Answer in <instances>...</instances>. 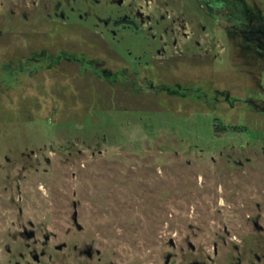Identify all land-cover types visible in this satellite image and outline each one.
Masks as SVG:
<instances>
[{
	"label": "rangeland",
	"instance_id": "obj_1",
	"mask_svg": "<svg viewBox=\"0 0 264 264\" xmlns=\"http://www.w3.org/2000/svg\"><path fill=\"white\" fill-rule=\"evenodd\" d=\"M245 2L264 14L0 0V264H259L264 57Z\"/></svg>",
	"mask_w": 264,
	"mask_h": 264
},
{
	"label": "flooded vegetation",
	"instance_id": "obj_2",
	"mask_svg": "<svg viewBox=\"0 0 264 264\" xmlns=\"http://www.w3.org/2000/svg\"><path fill=\"white\" fill-rule=\"evenodd\" d=\"M122 2H123V0H119V4H122ZM194 2L196 4V7H195L196 13L198 10L202 11V12L204 11L206 18H208V19H212V14H214L213 11L216 8H220L221 11H219V12H222L226 15H228V10L224 12L223 9L224 8H231V7H229L228 0H194ZM69 4H70V2H69ZM86 7H87L88 11L85 13H86V15H89V13H90L89 9L90 8L87 5H86ZM187 9H189V8L183 7L182 11L184 12V10H185V12H186ZM259 9L260 10H255L251 5H249L248 2H245L244 11H241L240 13L244 14V16H245L244 20H247L246 22L248 24H251L253 28H251L250 30H246L242 33H243L244 37H246V38L250 37L251 40H253L255 42V47L258 51V54L260 56L264 57V14L261 12V8H259ZM59 10H61V2H58L56 12ZM60 18L61 19L66 18L63 10L60 13ZM80 18H83V17L80 16ZM192 19L198 20V21L201 20V19H199V15H197V14L192 15ZM98 20L101 21L103 26L104 27L106 26L107 28H109L110 26L116 27L118 25V23L120 21H122L120 19H115L112 23H110V20H113L111 18H109V20H104V19H98ZM203 28L205 29V26ZM184 52H186V51L182 49V51H180L179 54H183ZM61 56H62V54H61ZM43 57H45L46 62H48V61L51 62L52 59H49V58H52L53 55L46 54V55H43ZM38 64L41 65L42 62H39ZM97 64L101 65L102 74L108 72L109 74H111V76H109V77H114V75H112L111 71L104 70L103 67L105 64L103 62H98ZM122 71H123L122 77L121 78H114L115 79L114 82L124 83V80H123L124 77L123 76H125L127 71L126 70H122ZM148 81H145V84L148 85ZM253 224H254L253 225L254 228L256 230H258V232L264 231V228L262 226H260L258 220L254 221ZM46 243H49V239H46ZM249 244H258V247L262 248L264 251V241H251V242H249ZM86 253H87V251H86ZM35 256H38V255L33 256L34 260H35ZM252 257L257 263L261 264L264 261V252L261 253L260 255L258 252H252ZM39 260H40V258L38 256V260H35V261L39 262ZM242 263H243L242 258H238V262L236 264H242Z\"/></svg>",
	"mask_w": 264,
	"mask_h": 264
},
{
	"label": "water",
	"instance_id": "obj_3",
	"mask_svg": "<svg viewBox=\"0 0 264 264\" xmlns=\"http://www.w3.org/2000/svg\"><path fill=\"white\" fill-rule=\"evenodd\" d=\"M75 222H77V212L75 213ZM25 235L27 236L28 239H32L35 237V233L33 231L31 232H26ZM60 249L62 248V246L59 247ZM88 255L91 257L92 254H91V250L89 249L87 251ZM35 260H38V256H35ZM169 260H170V256L168 257L167 259V264L169 263Z\"/></svg>",
	"mask_w": 264,
	"mask_h": 264
},
{
	"label": "trees",
	"instance_id": "obj_4",
	"mask_svg": "<svg viewBox=\"0 0 264 264\" xmlns=\"http://www.w3.org/2000/svg\"><path fill=\"white\" fill-rule=\"evenodd\" d=\"M44 55H46V54L44 53ZM49 55H53V54H50V53H49ZM60 55H61V54H59L57 57L54 56V60H55V59H56V61H57L58 59L60 60ZM48 57H49V56H48ZM52 58H53V57H52ZM52 58H49V59H52ZM48 62H49V61H48ZM50 63H53V61L51 60ZM96 63H98V62H96ZM22 65H23V64H22Z\"/></svg>",
	"mask_w": 264,
	"mask_h": 264
}]
</instances>
